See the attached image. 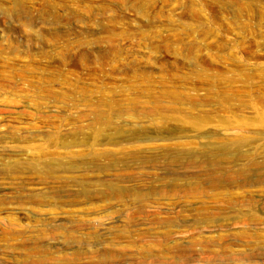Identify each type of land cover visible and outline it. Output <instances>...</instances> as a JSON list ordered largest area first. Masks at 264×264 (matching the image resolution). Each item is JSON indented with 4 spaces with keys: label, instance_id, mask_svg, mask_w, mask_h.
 <instances>
[{
    "label": "rangeland",
    "instance_id": "1",
    "mask_svg": "<svg viewBox=\"0 0 264 264\" xmlns=\"http://www.w3.org/2000/svg\"><path fill=\"white\" fill-rule=\"evenodd\" d=\"M0 264H264V0H0Z\"/></svg>",
    "mask_w": 264,
    "mask_h": 264
}]
</instances>
